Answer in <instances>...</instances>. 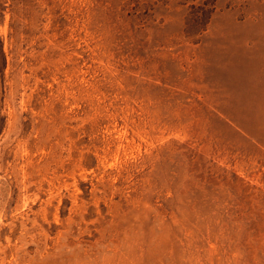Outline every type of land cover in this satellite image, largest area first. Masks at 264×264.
I'll return each mask as SVG.
<instances>
[{"label": "rangeland", "instance_id": "374dc122", "mask_svg": "<svg viewBox=\"0 0 264 264\" xmlns=\"http://www.w3.org/2000/svg\"><path fill=\"white\" fill-rule=\"evenodd\" d=\"M202 1L0 0V264H264V0Z\"/></svg>", "mask_w": 264, "mask_h": 264}, {"label": "trees", "instance_id": "16d2710c", "mask_svg": "<svg viewBox=\"0 0 264 264\" xmlns=\"http://www.w3.org/2000/svg\"><path fill=\"white\" fill-rule=\"evenodd\" d=\"M209 12L210 7L208 6V0H204L201 3H193L190 5L189 16L186 22L190 25L195 24L202 26L208 22L210 16Z\"/></svg>", "mask_w": 264, "mask_h": 264}]
</instances>
